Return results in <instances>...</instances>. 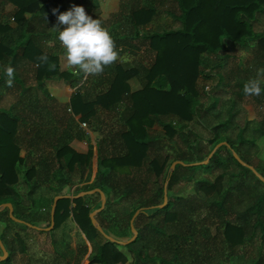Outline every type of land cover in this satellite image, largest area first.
Listing matches in <instances>:
<instances>
[{"label":"trees","instance_id":"1","mask_svg":"<svg viewBox=\"0 0 264 264\" xmlns=\"http://www.w3.org/2000/svg\"><path fill=\"white\" fill-rule=\"evenodd\" d=\"M6 1L13 6L11 15L17 26L0 23V91L4 90L0 100L8 93L17 94L21 106L0 107V205L11 204L13 216L31 226L44 220H27L28 211L16 193V168L25 161L20 156L18 132L28 131L30 125L29 132H36L39 140L45 136L48 145L54 146L58 172L66 170L71 175L91 167V150L81 154L69 146L72 139L81 137L79 126L85 124L96 135L97 172L82 192H98L57 200L52 232L71 218L86 241L96 244L87 264H264V184L258 177L264 179V155L255 162L253 153L257 139L264 143V96H245L243 92L244 84L257 78L258 70L264 68V30H258L264 18V0H121L126 24L113 28L111 36L119 56L127 52L138 58L137 65L116 62L105 68L102 78L87 76L65 106L46 101V83L62 79L73 87L82 82L84 74L59 70L57 57L45 49L44 42L50 37L45 30L26 35L31 25L51 20L54 9L60 12L61 1ZM25 19L30 24H24ZM20 30L22 35L17 34ZM238 48L248 50L251 58L243 69L236 65L225 72L229 54ZM45 54L48 61L41 63L38 58ZM7 66L15 69L12 87L3 84ZM214 77L217 85L207 88L205 82ZM132 78H138L140 89L131 91L128 82ZM260 79L264 89V79ZM221 88L242 107L253 109L251 124L259 138L246 142L241 136L238 145L235 139H220L227 121L211 129L213 137L205 144L187 130L196 117L216 106L219 98L214 90ZM40 90L45 93L42 97ZM208 92L213 102L204 108L199 99ZM66 109L70 111L68 118L63 116ZM112 118L118 121L116 128L107 122ZM62 120L69 130L61 125ZM156 125L163 132L159 138L152 135ZM186 130L189 133L184 136ZM179 135L186 149L171 159L162 153L161 144ZM219 144L228 154V163L216 149L207 164L191 165L205 161ZM176 161L185 165L171 169ZM43 165L47 169L54 166L52 161ZM197 169L209 174L221 172L213 179L194 180ZM24 176L27 183L38 178L36 167L31 165ZM180 182L194 183L193 193H174ZM164 185L167 203L160 207ZM100 192L105 204L94 218L115 240L132 236L130 221L139 210L133 220L136 239L121 246L129 251V257L91 223L89 215L101 206ZM93 195L98 198L95 204L99 202L95 208L86 203ZM0 220L29 229L11 220L8 210L0 213ZM46 220L49 227L50 213ZM16 236L22 248L17 232ZM0 240L6 242L4 233ZM87 252L83 245L78 252L71 250L63 256L69 257L66 264H79ZM10 259L0 264H8Z\"/></svg>","mask_w":264,"mask_h":264},{"label":"rangeland","instance_id":"2","mask_svg":"<svg viewBox=\"0 0 264 264\" xmlns=\"http://www.w3.org/2000/svg\"><path fill=\"white\" fill-rule=\"evenodd\" d=\"M103 1L110 5L113 2H117L118 0ZM163 22L167 24V20H163L162 23ZM115 27L116 26L109 28L110 30L113 28L116 30ZM258 30H264V18L258 25ZM229 55L230 56L228 64L224 70L225 72L236 67V65L243 69L245 67V63L251 58V54L249 53V51L243 50V48L234 49L233 52ZM120 60H123V64L125 66L130 67L137 65L136 63L138 61V58L133 55L124 54V57L120 56V59L118 61ZM225 72L222 73V76L225 75ZM262 78L264 79V77ZM217 81L218 78L214 77L213 80L205 82L207 88L210 89L211 87L217 85ZM129 83H131V91L140 89L138 78H132ZM262 86L264 87V81L262 83ZM46 89L48 96L45 99L50 105L51 100L59 97V94H62L61 96L63 97L65 96L64 91H56V89L52 87H48ZM224 90L225 88L214 90V96H217L219 98L216 106L203 117H196L194 122L188 125L189 129L187 130H190V133L192 132V135L199 137V139H201L200 141L205 144L207 139L213 137V132L211 129L215 127V125L227 121L229 124L227 126L226 132H222L219 135L220 139H235V144H239V137L241 136L246 140V142L250 141L253 137L259 138V136H256V130L253 129L251 124V121H253L254 119L253 109L247 106L242 107L239 103L234 101L232 94L228 93L227 91L224 92ZM70 91L72 93L74 92L73 89ZM1 92H4V90H1L0 93ZM210 93L211 92H208V95L200 96L199 101L204 108L210 107L213 102V98ZM15 95L17 94H6L4 98H1L0 100V107L4 109H10L14 105L21 106V103L19 104L17 102V96ZM44 95L45 93L40 90L39 96L42 97ZM262 96H264V92H262ZM60 114H63V112H61ZM63 116L65 118V114H63ZM37 120L38 119H35L36 123H38ZM107 122L114 125L115 128L117 127L116 123L118 121L116 118L107 120ZM60 123L61 125L63 124L64 127L67 128V130H69V126L65 125L63 123V120L60 121ZM66 123L68 124V121ZM54 127L57 128V124H55ZM79 127L82 134L80 138L72 139V141L74 140L73 149L75 151H87V149L91 147L94 150V154L90 169L87 168L84 172L77 170L71 175H68L66 170L58 172V163L54 158V146L50 147L48 145V140L45 139V136H42V138H40L41 140H39V138L35 135L36 132H29L30 125L27 128L28 131L20 130L18 132V136L19 138H21L19 140L21 147L20 156L23 157L25 161L22 164L18 165L16 168L18 174V183L15 185V189L16 193L21 197L23 201V207H25L28 211V216L26 217V219L29 220L33 217L44 218V220H37L36 224L34 225L35 227L41 229L48 228L46 227V217H48L51 211V200H54L56 196H74L76 193L77 195L81 194L83 191V187L91 185L95 179V175L97 172L96 135L91 132L86 127V125L84 126L83 124H81V126ZM187 130L183 134L184 136L188 135L189 132H187ZM162 134V128L159 125H156L154 128V132L152 133L153 137L159 138L160 136H162ZM89 143H91L92 146H90ZM219 145L214 149H219L220 156L222 157L223 162L228 163V154L225 149L221 145ZM246 146L248 145H245V147ZM207 147L208 150H211L213 145ZM161 148L162 153L168 155L172 159L176 153L184 151L186 149V142H184L183 138L179 135L172 141H164L161 144ZM26 153H29L30 158L28 160L25 158V156H27ZM253 153L256 156V158H254L255 162H257V159L260 161L263 159L264 143L261 140H256L255 147L253 148ZM45 161L49 162L50 164L51 161L53 162L54 166L51 167L52 169L45 168V166L43 165L46 163ZM31 165L36 167L38 171V178H35L30 183H27L24 174L26 170L31 167ZM230 166L232 167V165ZM213 172L214 173L209 174V172H206L205 170L197 169L194 173V180L207 178L213 179L214 176L221 172V170H214ZM193 184L194 183L192 182L187 184H185L184 182H180V184H178L174 188V193L184 195L192 194ZM97 200L98 198L93 195L92 198L88 199L86 203L89 206L93 205V207L95 208L99 204V202L95 204ZM7 210L8 209L6 207L3 208L0 205V213H6ZM202 215H204V213ZM5 216L6 214H4V217ZM16 232L19 234L23 241V249L17 242ZM3 233L6 236V242H1L8 253L7 257H11L8 264H66L69 257L65 258L63 256V253H70L71 250L78 252L79 248L83 245L87 246L88 252L87 255H85L84 259L80 260L79 264H87V257L91 254H94L97 250L96 244L86 241L85 237L71 218H69L59 229L54 232H52V229L49 231H38L30 227L29 229H27L23 226L11 225V223L3 222L2 220H0V235ZM110 236L112 237L113 235L110 234ZM132 236L129 238V235H126L127 238L117 240L120 242H127L132 238ZM119 245L120 247L118 248L127 257H129V251L126 248H121V246L124 245ZM140 246V244H136L135 247L140 248ZM1 256L2 251L0 249V257ZM7 257L3 260L0 259V262L6 260Z\"/></svg>","mask_w":264,"mask_h":264},{"label":"clouds","instance_id":"3","mask_svg":"<svg viewBox=\"0 0 264 264\" xmlns=\"http://www.w3.org/2000/svg\"><path fill=\"white\" fill-rule=\"evenodd\" d=\"M59 10L54 9L55 15ZM58 24L66 26L59 31V41L66 49V62L76 74L82 72L87 78L89 75H100L106 67L114 65L119 59L115 42L107 29L102 27L99 19H92L86 14L83 7L74 6L71 10L58 15ZM59 29V28H58ZM41 63H47L48 56L39 58ZM7 77L6 84L12 87L15 79V69L7 66L4 69ZM264 77V68L258 70L257 78L244 84L245 96H260L262 94L261 79Z\"/></svg>","mask_w":264,"mask_h":264},{"label":"crops","instance_id":"4","mask_svg":"<svg viewBox=\"0 0 264 264\" xmlns=\"http://www.w3.org/2000/svg\"><path fill=\"white\" fill-rule=\"evenodd\" d=\"M43 1H47V0H43ZM60 1L62 3V7H63L62 10L60 12H57L56 15H54L52 17L51 20L47 21V20L41 19L42 21L40 22L39 25H35V27L33 25H31L26 30V35L30 36L33 33L34 34H36V33L40 34L45 30L46 33L48 35H50L48 40H46L47 42H44V46L46 47L45 49L57 57L58 64H59V70L60 71H72L73 74H76L75 69H70L67 66V62L65 59L66 49L62 46L61 42L58 39L59 31H63L64 28L66 27V26L58 24V19H57L58 15L71 10L74 6L83 7L86 11V14L88 16H91L93 13V15H92L93 18L99 19L101 22V25L103 27H105V25H108L109 27L121 26V24L123 26V24H126L125 16H123V13H122L123 3L121 2V0H118L117 2H113L110 5L106 2H104L103 0H90V1H88V0H60ZM12 11H13L12 5H9L6 0H0V23L1 24H8L11 27L17 26L16 21L14 20L13 16L11 15ZM94 13L96 14V16L94 15ZM120 13H122V16L120 15ZM28 19H25L26 21H24L25 22L24 24H26V25L30 24V21ZM106 29L108 31H110V28L109 29L106 28ZM110 33L112 36L115 34L113 29L111 30ZM17 34L22 35L23 30L18 31ZM15 36H16V38L18 37L17 35H15ZM124 54L130 55L127 52ZM124 54H122L120 56L124 57ZM117 63H123V60L117 61ZM80 73H82V72H80ZM100 75H101L100 76L101 78L104 76L103 74H100ZM6 79H7V77L4 78L3 84H6L5 83ZM84 79H85V76L83 75L82 82L78 83L76 86H73V87L70 84H68L65 80H62V79H54V80L48 81L46 83L45 89L48 87H52V88L56 89V91H64L65 92L64 97L61 96L62 94L57 93V94H59V97L52 100L53 101L52 104L54 106H57V105H64L65 106V105H67L69 102V98L72 95V92L70 90L73 89L75 91L83 83ZM33 84L35 85L34 82H33ZM130 85H131V83H129V86ZM69 113H70L69 109H66V113H65L66 118L70 117ZM80 126H81V124H80ZM73 141L70 142V144H69V146L72 149L74 148L73 147L74 146ZM89 145L92 146L91 143H89ZM89 150L92 151V159H93L94 150L91 147L88 148L87 151L81 150V151H77V152L81 153V154H85ZM92 159H91V161H92ZM96 167H97V156H96Z\"/></svg>","mask_w":264,"mask_h":264},{"label":"water","instance_id":"5","mask_svg":"<svg viewBox=\"0 0 264 264\" xmlns=\"http://www.w3.org/2000/svg\"><path fill=\"white\" fill-rule=\"evenodd\" d=\"M218 146V145H217ZM220 146V145H219ZM215 150V149H214ZM214 150L210 153V155L207 157V159L205 161H203L202 163H194V164H191V165H200V164H207L208 163V160L209 158L211 157V155L213 154ZM234 158L240 162L241 164L245 165L243 162H241V160L238 158V156L236 154H233ZM185 165L184 163L182 162H173L172 165H171V169H173L176 165ZM260 181L264 184V179L260 176H258ZM98 192V190H91V191H88V192H82L81 194H78V195H75V196H70V195H65V196H56L53 200V203H52V207H51V211H50V226L47 228V229H41V228H38V227H35V226H31L30 224H27L21 220H18L16 219L14 216H13V209H12V205L9 204V203H6V204H1V206L3 208H7L8 209V216L11 220L17 222V223H22V224H26L28 227H31L33 228L34 230H38V231H49L53 228L54 226V211H55V206H56V202L57 200L59 199H62V198H69V199H74V198H78V197H83V196H86V195H91V194H94ZM100 200H101V206L98 210H96L95 212L91 213L89 215V218L91 220V223L93 226L96 227L97 231L103 235V237H105L106 239H108L110 242H113V243H116V244H122V245H127V244H130L132 243L135 239H136V236H137V232L133 226V220L135 218L136 215H138L139 213V210L136 211L134 217L131 219L130 221V230L133 234L132 238L130 240H128L127 242H120V241H117L115 239H113L112 237L106 235L103 230L100 228V226L98 225L97 221L95 220L94 216L104 208V204H105V197L104 195L100 192ZM167 203V193H166V185H164V191H163V203L160 207H163L165 206ZM0 249L2 251V256L0 257L1 260L5 259L7 256H8V253L5 249V247L3 246L1 240H0Z\"/></svg>","mask_w":264,"mask_h":264},{"label":"built area","instance_id":"6","mask_svg":"<svg viewBox=\"0 0 264 264\" xmlns=\"http://www.w3.org/2000/svg\"><path fill=\"white\" fill-rule=\"evenodd\" d=\"M85 126V124H83Z\"/></svg>","mask_w":264,"mask_h":264}]
</instances>
